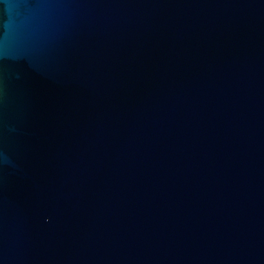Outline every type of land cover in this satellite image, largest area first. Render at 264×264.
Segmentation results:
<instances>
[{"label": "water", "instance_id": "1", "mask_svg": "<svg viewBox=\"0 0 264 264\" xmlns=\"http://www.w3.org/2000/svg\"><path fill=\"white\" fill-rule=\"evenodd\" d=\"M0 264H264V0H0Z\"/></svg>", "mask_w": 264, "mask_h": 264}]
</instances>
